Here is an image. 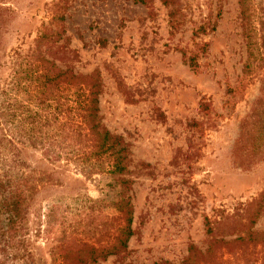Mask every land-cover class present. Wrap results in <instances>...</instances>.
I'll return each mask as SVG.
<instances>
[{"label":"rangeland","instance_id":"obj_1","mask_svg":"<svg viewBox=\"0 0 264 264\" xmlns=\"http://www.w3.org/2000/svg\"><path fill=\"white\" fill-rule=\"evenodd\" d=\"M0 6V86L15 50L97 79L100 124L128 147L122 174L85 176L18 145L38 255L113 245L128 203L127 248L96 264H264V149L243 126L264 104V0L249 20L239 0Z\"/></svg>","mask_w":264,"mask_h":264},{"label":"trees","instance_id":"obj_2","mask_svg":"<svg viewBox=\"0 0 264 264\" xmlns=\"http://www.w3.org/2000/svg\"><path fill=\"white\" fill-rule=\"evenodd\" d=\"M239 6L241 16L249 20L254 0H239ZM1 17L0 14V24ZM9 64L12 66L10 77L0 86V264L106 261L125 250L133 236L132 211L126 208L129 204L121 208L126 209L124 225L117 228L113 245L98 249L83 245L89 252L82 253L60 244L51 250L48 262L34 251V244L29 240L27 216L32 196L28 173L20 169L18 149V145L41 148L49 159L75 162L77 171L85 176L94 172L122 174L128 147L100 124L97 79L93 82L90 76L58 69L43 57L36 59L34 53L23 56L15 50ZM251 120L255 128L253 138L264 149V104L251 110L243 126ZM232 242L213 241V244L228 246ZM194 249L190 246L191 251ZM210 251L211 247L207 249Z\"/></svg>","mask_w":264,"mask_h":264}]
</instances>
